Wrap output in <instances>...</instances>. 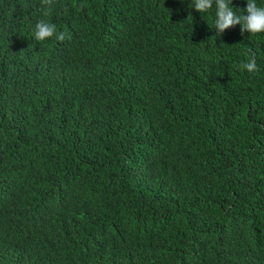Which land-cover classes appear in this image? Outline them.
I'll return each instance as SVG.
<instances>
[{
  "label": "trees",
  "instance_id": "1",
  "mask_svg": "<svg viewBox=\"0 0 264 264\" xmlns=\"http://www.w3.org/2000/svg\"><path fill=\"white\" fill-rule=\"evenodd\" d=\"M41 7L0 0V264H264V32L192 0Z\"/></svg>",
  "mask_w": 264,
  "mask_h": 264
},
{
  "label": "clouds",
  "instance_id": "2",
  "mask_svg": "<svg viewBox=\"0 0 264 264\" xmlns=\"http://www.w3.org/2000/svg\"><path fill=\"white\" fill-rule=\"evenodd\" d=\"M41 11L44 16H48L53 7V0H40ZM193 7L196 11L203 13L207 12L215 4V29L218 34H222L226 29L235 25H240L241 33L247 31L250 34H258L264 32V7H259L256 0H247L244 12L247 14L237 15L232 5V0H192ZM58 41L71 39V34L61 31L57 33V26L55 23L48 22L41 19L35 23L33 29V37L36 41L42 42L54 37ZM241 69H246L248 72L257 70V63L255 53L246 63L241 65Z\"/></svg>",
  "mask_w": 264,
  "mask_h": 264
}]
</instances>
